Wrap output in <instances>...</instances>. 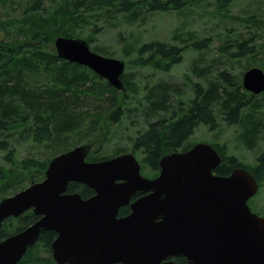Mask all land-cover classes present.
Listing matches in <instances>:
<instances>
[{
  "label": "trees",
  "instance_id": "trees-1",
  "mask_svg": "<svg viewBox=\"0 0 264 264\" xmlns=\"http://www.w3.org/2000/svg\"><path fill=\"white\" fill-rule=\"evenodd\" d=\"M196 1L189 0L187 4L186 0H0V11L12 6L13 10H19L18 15L8 18L9 32H12L9 42L0 43V149L8 153L2 157L8 168L6 171L0 169V200L9 195L5 194L9 193L8 189H13L12 193L19 190V183L42 179L49 160L75 145L73 143H90L86 159L91 161L126 152L121 149L112 154L100 152L111 133L110 123H117L123 113L129 118L143 116L145 127L131 138V150H139L143 154L141 161L153 172L158 169L162 155L184 151L195 143L188 139L200 124L210 129L218 126L219 119L240 124L247 144L256 142L264 124L261 123L263 117L254 112L264 106V94L258 96L245 90L241 75L250 66L264 70V14L249 17L251 23L248 24L253 27L251 33L247 38L241 34L232 42L235 50L231 56L237 60L245 57L249 64L242 71L231 74L228 71L213 73L211 63H194L193 72L202 80L191 86L194 96L187 102L181 99L183 92L178 84L163 81L149 85V79L140 87L139 82L146 75L143 72L135 77L125 70L120 76L125 89L117 90L89 68L60 59L53 47L54 36L83 37L85 33L86 37L91 33V38L99 34L107 28L97 27L100 21L116 25L124 19L127 25H140L139 19L157 11L172 9L184 14L186 6L195 5ZM121 16L123 18H119ZM0 22L3 24L2 20ZM131 36L119 35V38L124 42L125 53L135 47L133 65L169 71L180 60L183 44L180 47L153 39L134 46ZM90 38L84 39L90 43ZM193 44L200 48L205 46L202 40H195ZM228 45L223 43L221 48ZM90 47L108 56L101 47ZM139 89H143V97L135 99L134 107H125L123 102H128V93L136 95ZM14 134H18L19 139L27 138L32 149L40 147L48 157L40 160L29 154L14 161L11 153L14 148L8 147V139ZM209 143L221 155L215 174L227 175L235 166H243L259 183L264 178V150L257 156L255 166H250L228 155L223 144ZM67 145L70 147L66 148ZM67 190L78 192L82 198L94 193L78 182H70ZM127 213L129 207L124 205L118 215ZM36 219L31 210L16 217V224L7 225L14 217L5 219L0 226V240ZM55 235L51 230L41 232L34 245L28 247L15 264H56L50 247ZM173 260L185 263L184 257Z\"/></svg>",
  "mask_w": 264,
  "mask_h": 264
},
{
  "label": "water",
  "instance_id": "water-1",
  "mask_svg": "<svg viewBox=\"0 0 264 264\" xmlns=\"http://www.w3.org/2000/svg\"><path fill=\"white\" fill-rule=\"evenodd\" d=\"M53 47L60 59L83 65L117 90L125 86V62L91 49L83 37L58 35ZM243 88L264 93V70L250 66ZM90 143L55 154L42 179L0 200V226L31 210L37 219L0 240V264H15L46 230L56 264H264V216L248 199L259 182L243 166L227 175L214 173L221 161L208 142L171 151L158 161L154 177L141 173L133 152L87 160ZM70 182L94 192L82 198L67 190ZM135 194H142L130 201ZM129 213L119 216L120 207Z\"/></svg>",
  "mask_w": 264,
  "mask_h": 264
},
{
  "label": "rangeland",
  "instance_id": "rangeland-1",
  "mask_svg": "<svg viewBox=\"0 0 264 264\" xmlns=\"http://www.w3.org/2000/svg\"><path fill=\"white\" fill-rule=\"evenodd\" d=\"M185 3L190 4L189 0L188 2L186 0ZM194 4L187 5L184 14L179 12V10L172 9L154 12L151 16L139 19L140 25H127L124 19L116 25L100 21L97 27L107 28L99 34L91 36V38L89 37L91 33L86 37L84 36L85 33L81 36L90 38L89 44L101 47V49L108 52V56L124 60V71L134 74L135 77L137 73H145V78L142 82L141 80L139 82L140 87L148 83L146 81L149 79V85L163 81L178 84L183 92L181 99L187 102L188 98L194 96L191 86L202 80L197 77L196 72H193L194 63L196 65L211 63L213 65V73L228 71L231 74L242 71L249 64L246 63L245 57L237 60L231 56V53L235 50L232 42H235V39L239 38L241 34L244 38H247V35L251 33L253 27L248 24L251 23L249 17L264 14V0H198ZM224 7L226 8L223 9ZM18 14L19 10L17 8L13 10V6L9 10L0 11V20L3 21V24L0 22V43L9 42L8 37L12 36V32H9L8 18L9 15ZM119 18H123V16ZM119 35H122L123 38L132 35L130 41L134 46L153 39L164 41L167 44H175L177 46L183 44L184 46L181 49L180 60L173 64L169 71L153 70L150 66L133 65L136 60V58L132 57L136 54L135 47L125 53L123 50L124 42L122 38H119ZM195 40H202V44L205 46L203 48H200L199 45L195 47L193 44ZM223 43H228L229 45L221 48ZM249 43L251 44L252 42ZM247 59L251 58L247 57ZM142 90L139 89L136 95L128 93V102L124 101L123 105L130 108L134 107L135 99L143 97L144 92ZM260 94L262 93L255 95L259 96ZM123 115L124 113L117 123H110L109 131L111 133L104 142L103 149H100V152L102 154H112L118 149L126 150L127 152L132 151L140 160L142 165L141 172L146 176H151L154 174L153 171L146 163L141 161L143 154L139 150H131V138L136 135V132L145 127L143 116L138 115L137 117L132 116L129 118ZM254 115L264 118V106L261 107L259 112H254ZM263 118L261 123L264 124ZM218 122V126L215 129H210L205 124L198 125L188 141L218 142L224 145L228 155L236 156L237 159L245 164L255 166L257 156L264 150V126L262 125L263 128H261L256 142L249 146L243 137V130L240 124H230L221 119ZM8 147L14 148L13 152H11L14 161H20L29 154L40 160H45L48 157L42 152L44 150H41L40 147L32 149L30 141L27 138L19 139L18 134H14L12 139H8ZM69 147L70 145L66 146V148ZM6 152L7 150L0 149V169L2 171H6L8 168V164L2 159L3 156L8 154ZM26 184L28 183H19L17 188L20 189ZM12 190L8 189L7 192L9 193L5 194H12ZM248 205L252 211L264 216V178L260 182L257 193L248 199ZM16 222L17 220L14 218L7 225L16 224Z\"/></svg>",
  "mask_w": 264,
  "mask_h": 264
},
{
  "label": "flooded vegetation",
  "instance_id": "flooded-vegetation-1",
  "mask_svg": "<svg viewBox=\"0 0 264 264\" xmlns=\"http://www.w3.org/2000/svg\"><path fill=\"white\" fill-rule=\"evenodd\" d=\"M260 93H263V92H260ZM259 94V93H258ZM264 94V93H263ZM127 152V151H126ZM128 152H132V151H128ZM158 172H159V167H158V169L155 171V172H153L154 174L153 175H151V176H148V177H154V176H156L157 174H158ZM142 173V172H141ZM142 175H144L143 173H142ZM145 176V175H144ZM142 194H135V195H133L131 198H130V201H133V200H135V199H137L139 196H141ZM129 207V206H128ZM121 208V207H120ZM129 211H130V209H129ZM119 214V213H118ZM174 257H172V259H173ZM116 264V263H115ZM119 264V263H118Z\"/></svg>",
  "mask_w": 264,
  "mask_h": 264
}]
</instances>
